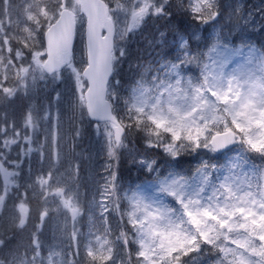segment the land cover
Here are the masks:
<instances>
[{
	"label": "snow or ice",
	"instance_id": "6c2138e0",
	"mask_svg": "<svg viewBox=\"0 0 264 264\" xmlns=\"http://www.w3.org/2000/svg\"><path fill=\"white\" fill-rule=\"evenodd\" d=\"M68 5H65L67 7ZM166 6H156L155 13L160 15ZM46 5L42 6L41 14L49 15ZM193 21L204 22L202 0H189L188 8L183 9ZM55 18V13H52ZM136 15H143V9ZM75 34L72 40L74 42ZM183 37H181V41ZM26 44L13 49L7 36L4 38L3 50L8 52V62L15 63L13 52L17 59L23 60L22 53ZM50 59L43 60L39 52H33L32 59L41 70L52 71L54 58L53 49L46 47ZM177 59L184 57L183 64L192 62L201 67L200 78L177 81V85H169L167 99L150 104L151 90L138 86L128 101V113L131 120L135 116V125L143 122V127H151L159 134L161 128L170 134V141L163 149L172 157L179 155V145L188 141L185 147L193 151L201 147L208 151H219L238 145L243 152H254L264 156V90L259 91V101L253 95L256 85L251 84L246 91L242 90L252 79L249 62L253 59L250 52L244 64L225 74V65L233 56L241 54L240 48H232L225 44L213 45L208 54L212 64L204 62L202 54L191 55L187 47L178 45ZM189 52L185 57L183 53ZM254 52V50H253ZM264 60V55L261 57ZM111 63V52H107L102 72H97V62L93 59L85 72L91 81L88 94L81 87L82 78L76 75L75 86L79 91V103L82 110L86 108L91 116L100 112L101 98L106 95L105 80ZM172 71L179 73L175 65ZM29 69L18 68L16 82L11 83L4 73L0 78V96L10 99L17 91H29ZM163 86V85H161ZM260 89H264V78L260 81ZM59 99L57 95L56 100ZM164 105H167L165 109ZM106 108L108 106H105ZM149 107L151 111H148ZM254 108L261 109L259 115ZM144 117H148L145 122ZM51 120V113L45 117ZM259 120L257 125L254 123ZM132 125H126L123 119L114 113L103 118V129L100 122L96 125L98 135H102L107 155L116 158L119 148L123 146L126 133ZM21 127L24 131L21 132ZM36 130V121L29 109L23 117L20 127L12 121L3 125L0 132V176L3 177L2 192H0V227L3 235L8 232L15 235L22 233L30 222L34 223L29 236L30 244L24 252L26 264H57L58 245L42 246L40 233L50 214L58 217V223L53 226V235L62 233L74 252H69L71 264H123L122 252L126 249L127 264H264V228H257L252 221L259 215L264 220V207L259 213L245 215L249 210L239 211L241 207L235 203L231 191L236 189L234 177L230 170L220 184L214 183L212 172L207 164L199 166L191 177L175 173L161 175L157 172L154 179V192L160 197L158 201L149 202L144 196L133 193L128 197L129 207L120 210L117 204L111 205L112 193L116 189L117 172L111 171L105 184L100 188V200L95 201L101 209L107 223L106 235L110 237L111 226L108 214L119 212L120 234L117 241L103 237L93 239L95 233H83L77 228L81 208L77 194L68 187L73 175V165L70 164L66 173L58 171L62 159L59 136V118L55 133L49 129L52 139L53 163L44 171L35 175L30 183L24 186L23 193L19 191L18 183L20 166L25 158L32 154L33 144L28 129ZM72 151L76 149V141L81 135L79 128L74 129ZM18 146L16 159H9L14 147ZM149 146H153L152 144ZM161 146V145H156ZM43 159V156L41 157ZM147 166V165H146ZM109 167H111L109 165ZM219 172V169H216ZM74 174L78 177L79 165L74 163ZM220 180V177H216ZM228 189V191H225ZM17 192L15 202L7 203L10 192ZM31 193V195H29ZM54 196V199L52 198ZM227 197V199H225ZM169 198L179 206V210L164 202ZM33 201L36 206L33 207ZM52 205H55L53 208ZM69 214L72 219L71 233L68 232ZM37 219L33 220V218ZM79 217V219H78ZM126 222V223H125ZM127 225L132 231L125 229ZM131 235V241L128 239ZM12 238L0 239V249H11ZM59 255H63L62 250ZM63 264H68L65 260Z\"/></svg>",
	"mask_w": 264,
	"mask_h": 264
},
{
	"label": "rangeland",
	"instance_id": "374dc122",
	"mask_svg": "<svg viewBox=\"0 0 264 264\" xmlns=\"http://www.w3.org/2000/svg\"><path fill=\"white\" fill-rule=\"evenodd\" d=\"M111 5V10L114 15V17L118 20V22L121 24L119 29L118 37L121 38V31L127 30V26L129 25V20L134 12L139 11L143 9L144 14L141 16L140 20L136 24V26L131 29L130 32H134L139 30L142 26L144 21L149 17L152 16V21H154V18L157 16L155 13L156 6H159L162 3V0H107ZM183 0H179V3H183ZM186 5L189 2V0H185ZM243 1V3L241 2ZM245 0H228L225 1V5L231 6V12L228 16L231 17L233 15V12L236 11L244 12L245 18H242V21L237 20L234 22V25L232 26L230 33L231 36L234 35V32H237L236 29H239L243 23L250 22L253 20V15L260 18V13H257L256 11H259V7L256 8L257 10L254 11L253 9L250 11H247L243 8ZM256 5L260 6L261 4H264V1L255 0ZM78 4V0H0V78L3 77L4 73H7V76L9 78V81L11 83L16 82V71L18 68L22 69H29L28 72V81H29V91H17L12 98L10 99H4L3 96H0V132H2L3 125L8 123L9 121H12L16 127H20L22 124L23 117L29 109L32 111L33 118L36 121V130L33 133L32 128H29L30 135H32L33 138V144H32V153H36V167L38 168V172H42L46 170L52 163H53V156H52V139L49 138L46 141V137H49V129L52 130L53 133L56 131L57 126V116L59 118V136H60V147L62 151V159L58 165V171L61 174L66 173V171L69 168V165H73V175L71 177L72 180H69L68 187L74 190L77 194V198L79 200L80 208L81 210L84 209L83 205L81 204V200L84 199V197L87 194L91 193V187L92 183H97L98 179L101 178H107L109 177V174L111 171H115L114 164L110 161L101 160V157H103L105 152V143L102 135H98L96 131V126L94 127L93 131V137H92V129L87 127L84 132L81 131L80 137L76 141V149L73 152H69L68 148L69 146H72L73 140L72 137L75 134L73 127H74V121L75 124L77 120H80V113H81V106L78 100L79 97V91L76 89L75 86V79L76 75L79 74V76L82 78V84L81 87L84 88L85 91V80L83 79L81 75V71L86 65L85 62V55H84V41H83V30H84V22L79 26V33H78V44L75 48L72 63L65 68L63 71L56 73L52 76H47L44 74L43 71H41L36 64L33 62L32 54L33 52H39L41 55H44V48L41 47V43L43 42L41 29L42 27H46L48 23H50L54 18L52 13H55V17L60 9L64 8L65 5H68L67 7H74ZM223 4V3H222ZM46 5L47 8L50 10L49 15L45 18L41 14V8L42 6ZM180 5V4H179ZM185 5V3H183ZM227 9H225L226 11ZM245 10V11H244ZM248 14L246 15V13ZM257 14V15H256ZM223 15V13H222ZM228 18L224 21V26L219 29L217 34H214L210 37L208 35V42L210 43V46L208 49L203 51L201 54L203 55L204 62L208 63L209 65L212 64V61L208 58V54L210 50L212 49L213 45H220L223 43L222 38L226 36V30H224ZM143 21V22H142ZM241 22V24H239ZM119 27V25H118ZM208 34L210 31V26L208 27ZM223 33V34H221ZM225 33V34H224ZM238 35L241 34L237 32ZM198 35V34H197ZM194 35V36H197ZM7 36L8 40L11 42L13 49L26 44L27 46L24 47V51L22 53L23 60L17 59L15 51L13 52V60L14 64L8 62V52L6 50H3V42L4 38ZM213 38H216L217 41H213ZM212 43V44H211ZM229 46V45H228ZM232 48H237L236 46H229ZM246 60V57L242 54L233 56L231 60L225 65L224 72L225 74L232 73L233 69L237 68L238 66L244 64ZM186 68L187 66H191L192 68L190 70L189 74H185L183 77V74L179 71L177 73L176 71H172V66L169 68V80L164 83H157L153 89H155L154 92H151V98H150V104L154 102H159L162 100L167 99V88L169 85H177V81L183 79L184 81L188 80H194L200 78L201 73V67L197 65V63L192 62L189 64H185ZM196 65V66H195ZM249 70L251 71L253 79L245 85V88L242 89L244 91L247 90V88L251 84H255L257 91L253 93L257 97V102L259 101V91L260 89V77L258 76L259 73L254 65L249 62ZM163 85V86H161ZM145 89H150V85L144 84L142 85ZM56 92H59V99L53 100V96ZM132 94L129 96V100L131 98ZM75 97V103L71 107V103L73 98ZM165 109L167 108V105H164ZM122 108L116 107V112L120 113V116L122 119L127 120L129 118V115L127 112H122ZM148 111H151V108L149 107ZM261 109L254 108L253 112L257 115H259ZM51 113V120H46L45 117L48 116V114ZM254 123H260L259 120H256ZM23 129V127H21ZM80 129V128H79ZM101 129H103V125H101ZM261 131H264V129H261ZM41 133L43 138V145H47V153L48 157L45 155L44 149L42 148L41 144H36L35 140L37 139V134ZM163 134H168L170 139V134L163 131V128H161L159 134L155 130H153V133L151 134L157 141L162 143V146L164 144H167L168 142H164L165 138L163 137ZM186 145L188 143L187 140H185ZM2 147V145H0ZM90 147L92 150H90ZM192 149L191 147H187ZM203 150V147H201ZM18 150V146L14 147L12 153L9 154V157H13V159H16V151ZM122 150L124 152H128L129 148L126 147V145L122 146ZM87 152L89 159L88 161L80 160L79 162V174L76 178L74 174V163L76 162V159L73 157L76 155V153H79V158H82ZM43 156V159L41 158ZM47 157V158H45ZM138 157L135 158V160ZM134 160V162H135ZM45 161V165H40V162ZM109 165L111 167H109ZM22 165L20 166V174L18 183L20 185L19 191L23 193L24 183H30L29 180H23V177L20 175L22 174ZM37 171V170H36ZM215 173L216 170L214 169ZM25 173V176L27 178H30L33 176V173ZM170 173H175L174 171ZM168 174V173H167ZM166 174V175H167ZM230 174L234 177V181L236 184V189L231 191L230 195L235 197V203L237 205H240L241 207L238 209L239 211H244L245 208H247L249 211L245 213V215H251L253 212L259 213L262 205L261 202H259L255 197H248V195H244L245 192H249L248 187H245V181L242 180L241 176L236 177L234 173L230 170ZM220 179L223 180V177L225 175V171L223 170L221 172ZM2 184H3V177L0 176V192H2ZM131 185L128 182L126 185H124L122 180L116 181V189L112 193V200H114L117 196L120 197V195H124L126 198L125 200L127 202L123 203V206L121 208V211L129 207V201L128 197H131L133 193H137L139 195L144 196L149 202L158 201L160 197H158L154 189L156 187L154 181H142L136 184L134 188H130ZM225 191H228V189H225ZM13 192H16L15 190ZM17 194V192H16ZM54 199V196L52 197ZM14 198L9 197L7 198V203L12 204ZM166 200L168 198H165ZM227 199V197H225ZM53 208L55 205H52ZM90 208L93 210L89 214L86 212H83V215L88 216L92 222H96L97 220H100L102 224H104L103 229L107 231V223L105 222V216L104 213H102L101 209L96 206V204H92ZM177 210H179V206L176 205ZM52 216V220H49L50 216L47 220L50 222L51 227V236L53 239V243L50 245H58L57 248V264H63L65 260L68 261V264H71V260L68 258V256H65L66 248H68V242L69 240L64 237L61 238L63 235L62 233H58L56 236L53 235V226L58 223V217L50 214ZM109 220L116 223L115 219V212L108 214ZM79 219V217H78ZM81 219V217H80ZM46 220V221H47ZM45 221V222H46ZM126 223V222H125ZM252 223L257 228H264V220H261L260 216H257L256 220H253ZM120 225L118 224V227ZM68 232L71 233L72 229V219L71 215L69 214L68 222H67ZM125 229L129 232L132 230L128 228V226L124 225ZM4 232L3 227H0V233ZM46 233H49L47 229L43 228V231L40 233V239L46 235ZM120 234V229H119ZM93 239H99L101 237L95 235L92 237ZM128 239L131 241L132 237L129 235ZM106 242V240H104ZM47 249V248H46ZM62 250L63 255H59V252ZM126 255V249L121 254ZM118 257L121 259V257ZM69 259V260H68ZM15 264H26L25 260H20ZM117 264H120L117 262ZM194 264H199L198 261H195Z\"/></svg>",
	"mask_w": 264,
	"mask_h": 264
},
{
	"label": "clouds",
	"instance_id": "9594fccd",
	"mask_svg": "<svg viewBox=\"0 0 264 264\" xmlns=\"http://www.w3.org/2000/svg\"><path fill=\"white\" fill-rule=\"evenodd\" d=\"M203 11L201 15L204 17L203 23H198L201 27L204 25L210 26V37L217 34L219 29L224 26V21L228 18L231 12V6L221 3V0H202ZM161 7L166 6V10L155 17L156 20L161 21L165 27L174 25L177 32L183 36V40L180 42L181 47H187L191 55H193L194 45L189 43L188 34H184L180 28V21L188 15L185 11H181L177 8L175 0H162ZM188 8V5L184 8ZM225 9H227L225 11ZM223 13V15H222ZM159 27V24L157 25ZM144 27L139 30L130 32L122 30L120 40L115 45V52L112 57L111 70L109 73V79L107 82L108 87V107L112 113H114L116 107L122 108V112L128 113V101L129 96L137 88L139 81L135 79L139 62L144 58L145 51L148 45L145 43L143 36ZM199 32V31H198ZM164 34V33H162ZM200 34V32H199ZM200 34V38L202 39ZM262 47H264V41H262ZM189 52H185V57L189 55ZM133 53H136L134 56ZM170 54V53H169ZM196 55L199 53H195ZM184 57H181L180 62H183ZM59 92H56L53 96V100L56 101V97ZM75 103V97L72 100L71 107ZM129 115V113H128ZM86 119L85 113L81 111L80 121ZM135 123V116L129 121V125ZM81 130V123H80ZM151 143L143 142V149H151L153 146H149ZM68 151L71 153L72 146H69ZM171 157V160L169 159ZM79 164L80 160L88 161L89 156L85 152L82 158H79V153L73 157ZM179 157H172L164 149L159 150V154L144 151L139 158L133 163L132 160H126L127 166L133 168L136 174L152 173L157 169H161L165 163L178 159ZM120 160V157L117 158ZM159 162V164H158ZM147 165V166H146ZM142 169L143 173L139 170ZM77 178V177H76ZM11 249L0 250V264H13L12 255H10Z\"/></svg>",
	"mask_w": 264,
	"mask_h": 264
},
{
	"label": "water",
	"instance_id": "95a60500",
	"mask_svg": "<svg viewBox=\"0 0 264 264\" xmlns=\"http://www.w3.org/2000/svg\"><path fill=\"white\" fill-rule=\"evenodd\" d=\"M81 10L87 16V28H86V47L88 64L91 65L93 59L97 62L98 74L102 72L103 61L107 52H111L112 39H113V28L110 25V21L107 19V9L100 0H82ZM102 30L106 31L105 37L101 36ZM74 31L73 16L68 11H63L59 20L53 24L45 34L46 47L53 49L54 58L53 70L47 71L49 73L60 69L69 58L72 47V36ZM50 57L47 55V60ZM46 60V61H47ZM88 66V67H89ZM88 67L84 71H87ZM111 70V63L109 66L108 75L104 78L105 84L109 78ZM87 79L88 77L85 76ZM89 86L91 81L88 79ZM88 91L86 92V95ZM105 96V95H104ZM104 96L101 98L100 112L97 116H91L96 120H103L104 116L110 114L108 104L104 101Z\"/></svg>",
	"mask_w": 264,
	"mask_h": 264
}]
</instances>
